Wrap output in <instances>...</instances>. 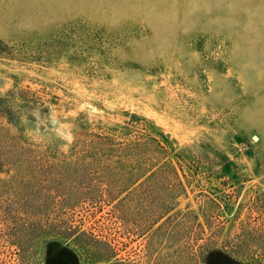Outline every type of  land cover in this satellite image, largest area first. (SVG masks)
<instances>
[{"label":"rangeland","instance_id":"rangeland-1","mask_svg":"<svg viewBox=\"0 0 264 264\" xmlns=\"http://www.w3.org/2000/svg\"><path fill=\"white\" fill-rule=\"evenodd\" d=\"M0 127L40 154L69 153L93 133L155 138L184 187L151 229L162 225L167 264H264L253 244L223 253L247 220L264 233V0H0ZM10 177L0 162V218ZM146 188L125 207L97 188L73 224L105 230L119 256L149 264L151 231L120 227L165 200L160 182ZM3 222L0 264H45L35 240L18 261Z\"/></svg>","mask_w":264,"mask_h":264},{"label":"trees","instance_id":"trees-1","mask_svg":"<svg viewBox=\"0 0 264 264\" xmlns=\"http://www.w3.org/2000/svg\"><path fill=\"white\" fill-rule=\"evenodd\" d=\"M2 130L0 127V162L5 163L11 174L2 191L11 200L1 211L0 218L8 222L9 233L1 234L7 243L16 246L18 261L26 258L23 246L35 240L44 244L45 264H80L79 255L86 260H113V264H142L119 256L114 238L105 230L74 225L73 215L77 205L90 201L97 188L100 198L125 207V203L129 205L135 197L142 202L151 191L146 188L148 183L160 182L166 201L146 211L147 217L140 223L122 219L120 223L126 234L151 231L168 211L167 200L184 191L175 167L165 160L166 151L155 138L142 134L126 138L129 129L120 131V137L114 132L93 133L78 141L69 153L40 154L30 143L14 136L3 137ZM155 163L158 165L154 168ZM194 219L198 225L195 216ZM246 222L241 225L240 239L223 253L240 257L237 249L247 244L264 251L263 231H259L257 222ZM161 229L160 224L147 240L144 258L149 264H167L159 247ZM217 229L214 227L210 232L215 235ZM56 236L70 239L79 255L68 244L58 248ZM188 256H195L196 260V253ZM185 259L181 264L186 263Z\"/></svg>","mask_w":264,"mask_h":264}]
</instances>
